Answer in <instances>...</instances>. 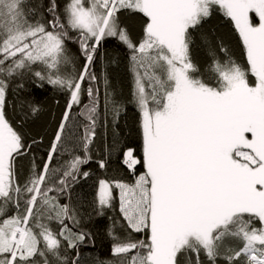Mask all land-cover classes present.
<instances>
[{"label": "snow or ice", "instance_id": "6c2138e0", "mask_svg": "<svg viewBox=\"0 0 264 264\" xmlns=\"http://www.w3.org/2000/svg\"><path fill=\"white\" fill-rule=\"evenodd\" d=\"M214 10L245 62L202 33L207 63L193 60ZM126 13L144 17L138 38ZM109 45L126 49L130 98L97 69L119 63ZM46 87L64 107L37 156L26 97ZM128 106L139 154L120 142ZM94 150L125 174L99 178L85 212ZM94 216L114 258L96 264H264V0H0V264H81Z\"/></svg>", "mask_w": 264, "mask_h": 264}, {"label": "trees", "instance_id": "16d2710c", "mask_svg": "<svg viewBox=\"0 0 264 264\" xmlns=\"http://www.w3.org/2000/svg\"><path fill=\"white\" fill-rule=\"evenodd\" d=\"M63 3V0H61ZM124 24L130 29L133 38H138L141 34V25L144 17L142 14H125L122 17ZM207 36L209 42L217 43L223 41L225 45L232 50L234 58L245 62L242 54V42L239 39L238 33L234 31L233 26L228 23V18L224 17L223 13L219 10H214L213 14L203 22L201 32L197 33V46L193 47L192 57L194 61L200 62L202 65L207 63L206 45L199 40L200 34ZM115 43V42H113ZM108 51L113 53L119 51L120 60L118 64H109L107 68L104 65L98 64V70H106L109 73L112 88L122 94L125 98H130L131 93V74L127 66V58L124 55L126 49L120 46L114 50L112 46H107ZM27 99L38 102L41 105V112L35 117L28 120L26 124V131L30 137H35L39 140L43 138V143L35 146L37 156H43L48 150L49 142L51 139L52 131L55 127L53 122V114L58 118L60 112L64 107V97L59 95L50 87L39 89L32 92L31 96ZM14 99L10 97V100ZM59 101V103H57ZM120 142L126 147L133 148L137 154L141 148V136L138 129V122L135 110L132 106H128L127 115L122 117L120 121ZM111 131L107 133V142L111 143ZM103 147L102 138L96 141L95 149ZM99 159L97 152L94 150L93 159L87 164L82 166L83 170L90 171L91 175L87 180H81L76 186V191L81 196V203L85 205L81 211H90V202L96 195L98 189V179L104 178L105 175L122 176L125 174V169L120 163V157L113 155L107 171L101 170L96 160ZM111 215V213H108ZM106 217H93L92 221L88 223V230L94 233L95 246H86L80 249L81 251V264H96L97 260L114 259L111 253L112 241L106 233L107 226Z\"/></svg>", "mask_w": 264, "mask_h": 264}]
</instances>
